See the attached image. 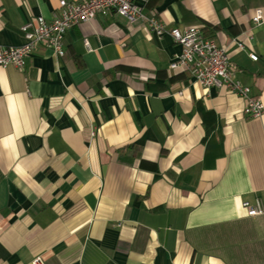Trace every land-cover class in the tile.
Instances as JSON below:
<instances>
[{"label": "crops", "instance_id": "1", "mask_svg": "<svg viewBox=\"0 0 264 264\" xmlns=\"http://www.w3.org/2000/svg\"><path fill=\"white\" fill-rule=\"evenodd\" d=\"M134 1L200 25L264 104V0ZM58 8L0 0V44ZM64 50L0 66V264H264V212L242 206L264 205V109L171 69L180 44L143 19L97 13Z\"/></svg>", "mask_w": 264, "mask_h": 264}, {"label": "built area", "instance_id": "2", "mask_svg": "<svg viewBox=\"0 0 264 264\" xmlns=\"http://www.w3.org/2000/svg\"><path fill=\"white\" fill-rule=\"evenodd\" d=\"M59 8L50 18L38 15L20 25L24 41L18 45L0 44V66L14 64L22 66L24 58L40 46L50 48L55 54L62 56L64 36L73 24L91 21L97 13L106 14L110 11L124 15L129 23L143 19L151 31L158 36L168 33L180 44L169 63L171 69H186L195 81L204 87H225L243 97V112L249 118L261 115L264 104L252 93L250 85L235 76V67L226 46L218 44L212 37L203 33L200 25L192 24L184 28L167 27L154 14H146L143 6L134 0H58ZM255 24L264 21L263 10L255 8L252 15ZM84 43L88 46L87 39ZM252 59H257L255 52H249ZM242 206L249 215L264 212L260 197L254 201L243 200ZM33 264H45L40 255L32 259Z\"/></svg>", "mask_w": 264, "mask_h": 264}]
</instances>
